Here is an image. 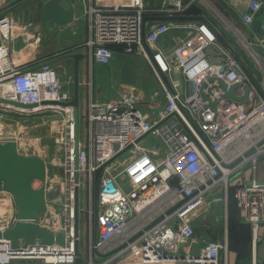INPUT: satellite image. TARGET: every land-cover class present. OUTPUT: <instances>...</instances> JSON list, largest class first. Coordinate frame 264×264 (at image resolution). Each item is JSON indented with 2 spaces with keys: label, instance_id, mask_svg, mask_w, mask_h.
I'll return each instance as SVG.
<instances>
[{
  "label": "built area",
  "instance_id": "1",
  "mask_svg": "<svg viewBox=\"0 0 264 264\" xmlns=\"http://www.w3.org/2000/svg\"><path fill=\"white\" fill-rule=\"evenodd\" d=\"M193 1L165 0L155 6L146 0H82L88 37L79 48L85 49V57L95 66L110 64L115 56L110 44L141 55L160 79L166 103L150 112L143 111L145 100L134 92L120 93L121 100L113 103L89 97L78 170L73 108L62 104L72 99V91L52 63H37L30 50L11 51L13 28L20 26L8 15L0 17V97L35 105L0 103V110L7 116L63 115L59 122L64 158H44L47 211L39 223L54 234L66 233L65 246L54 242L13 248L3 240L0 264H74L79 239L74 228L75 187L81 191L87 182L96 183L92 213L99 229L88 264H114L133 255L136 264H224L227 237L198 239L195 213L201 207L212 210L227 233L231 192L241 219L257 239L264 223V181L253 174L264 157V96L208 21L179 20ZM263 6L262 0L250 1L242 21L251 24ZM173 32H179L174 42L169 38ZM211 47L218 52L216 62L209 58ZM253 54L264 64V55ZM218 79L228 89L237 83L249 86L247 100L221 99ZM239 89L238 96H243V87ZM217 100L216 109L208 107ZM151 138L160 139L159 146L149 144ZM6 140H14L22 155H37V148L21 146L17 137L0 135V141ZM122 158L125 163L118 168ZM174 178L176 184L171 183ZM16 220L14 197L1 190L0 230Z\"/></svg>",
  "mask_w": 264,
  "mask_h": 264
},
{
  "label": "rangeland",
  "instance_id": "2",
  "mask_svg": "<svg viewBox=\"0 0 264 264\" xmlns=\"http://www.w3.org/2000/svg\"><path fill=\"white\" fill-rule=\"evenodd\" d=\"M215 3L213 2V5L207 4V7L209 8L210 13L216 17L218 21L220 20L222 24L226 25L221 14L217 12L216 7L218 5ZM38 19L43 20L41 16H39ZM235 23L237 24V22ZM86 24L84 12L82 10L78 11L75 25H69L70 27L66 30L65 28L67 26L63 27L53 24L52 27L55 29L58 28L56 34L51 32H45V34H43V28H37V34H27V24H25L23 21H19L17 22V25H19L22 30L16 32L13 28L11 34V43L13 44L14 41L17 42L13 44L14 49H12L11 44V51L14 53L17 50H30L31 53H34V59L38 63L40 62V57L38 56L41 52L40 48L42 44L44 45L41 35L45 39L46 43H49V45L54 48V51L58 53L61 50L66 51V48L71 47L72 49V47L84 43L88 34ZM237 28H239V30L242 29L240 26ZM3 30L5 31V29ZM240 32H242V30ZM24 34H26V37L23 39ZM30 35L32 36L28 37ZM48 36H51L52 38L50 39V42H48ZM35 41L39 42V48L37 47V43ZM70 50L67 51L65 55L61 54L55 56L54 63L59 73L60 79L67 85V87L70 88L73 93L74 58L72 55L76 53H83L86 55V51L83 48H73L71 51ZM251 60L254 62V64H256L254 57L253 59L251 57ZM80 84L81 134H84L88 131L87 105L89 97L91 98V96L96 99H100L105 103H113L121 100L122 96L120 93L134 92L142 96L145 100V107L142 108L143 111L150 112L154 111L151 110V107L156 108L158 106H163L166 103L160 79L157 77L155 72L151 69L150 65L144 58L134 54L117 52L113 61L105 66L92 65L91 61L86 56L80 62ZM62 119L63 115L61 117L60 114L56 115L51 114L50 112H37L31 115L16 114L7 116L6 112L0 110V135L7 136L8 138L17 137V139L21 140V146L37 148V155L45 159L55 154L57 158H60L61 161H63L62 158H64V153H62V146H60L63 141L61 140L62 128L59 122V120ZM148 143L153 146H159L160 139L151 138L148 140ZM127 160H129V157ZM124 163L125 159H120L117 163V167L120 168ZM35 187H40V183L36 182ZM91 202H93V204L96 202V183H92V186H90V184L87 182V184L83 186L80 191L81 209L88 207ZM209 213H211V215ZM195 214L196 220H198V218L203 219L206 217V220L202 221L199 227L201 228L199 229L200 232L203 233V229L207 231L203 233V235L207 237L206 240H217L218 237L221 236H219V234L221 233L220 230H222L221 227H223L222 223L217 219L218 216L215 215L212 210L205 209V207L199 208ZM42 215L44 216V214ZM81 217L83 218V214H81ZM239 226V224L237 225L234 223L232 229L239 228ZM238 230L240 231V228ZM239 234L242 236V242L248 243L251 240V234L247 229L242 230ZM237 239L238 238H236L235 242H237ZM233 244L235 245L234 247H236L235 249H238L236 243H233L232 236V246ZM234 247L232 248L234 249Z\"/></svg>",
  "mask_w": 264,
  "mask_h": 264
},
{
  "label": "crops",
  "instance_id": "3",
  "mask_svg": "<svg viewBox=\"0 0 264 264\" xmlns=\"http://www.w3.org/2000/svg\"><path fill=\"white\" fill-rule=\"evenodd\" d=\"M46 1L47 0H0V17L4 15H8L12 18V20L15 23L19 21L25 22V24H27L26 25L27 34L28 33L37 34L38 33L37 28L39 29L43 28L42 29L44 32L43 34H45V32L46 33L51 32L53 34H56V31L58 30V28L55 29L54 27H52L53 24L55 23L38 19L39 16H41L43 19V5ZM146 1L151 5L160 6L165 0H146ZM212 1L214 3L216 2L215 4L218 5L216 7L217 12L221 14V16L223 17V20L225 21L224 23L226 25L222 24L220 20L218 21V19L210 13V10L207 6L209 4L213 5ZM250 1L252 0H194L192 3L195 6V8L193 9L195 11L192 12L194 15L191 17H183V18L181 17V19L179 20L181 21L190 20V21H199V22L208 21L213 26L214 30L216 32L218 31L225 38V40L229 43V45L233 48V50L239 55L241 60L250 69V71L253 73L255 78L259 81V83L262 85L264 89V64L262 63L261 65L258 62L257 58H255L256 56H254L253 54V52L255 51V52L260 53L261 55H264V6L260 10V12L256 15L254 21L251 24H245L242 21V15L247 12L248 4ZM262 1L264 2V0ZM64 5L67 6V4L65 3ZM81 10L84 12L82 0H75V12H76L75 19L73 20V22H71L72 24L70 23L66 25L67 27L63 26V27H66L65 30L68 29L71 25H75L78 11H81ZM39 21H42V22H39ZM235 22H237V24ZM236 26L237 27L240 26V28H242L241 29L242 32H240L241 30H239V28H237ZM86 29H87V24H86ZM21 30L22 29L19 28V30L17 31L19 32ZM178 35H179V32L178 33L173 32L169 35V38L170 40H173L174 42V40L177 38ZM31 36L32 35L28 37H31ZM24 37H26V34L23 35V39ZM48 37H49L48 42H50L51 41L50 39L52 38L51 36H48ZM87 37H88V34H87ZM41 38H42V41L44 42V45L42 44L40 48L41 52L38 55L40 57V60H39L40 62L41 61L50 62L55 66V63H54L55 56H58L61 54L65 55V53H67V51L71 49V47L66 48V51L61 50L60 52L57 53L56 51H54V48L49 45V43L48 44L46 43L42 35H41ZM16 42L17 41H14V43ZM35 42L37 43V47L38 46L40 47L39 42L37 41ZM220 42L230 50V48L221 39H220ZM13 44H12V49H14ZM82 44L76 45L72 47V49L73 48L79 49V47ZM208 53H209L210 60H212L213 62H216L217 55H218L217 50L211 47ZM16 54L17 53H15V55ZM23 57L24 56H22V58ZM251 57L252 59L254 57L255 59L254 61L256 64H254V62L251 60ZM241 65H242L243 70L246 71L242 63ZM177 78L181 82V84L184 86V83H185L184 78H182V76L180 75H178ZM258 90L263 95V93L261 92L259 88ZM240 91L241 89H239V92ZM253 175L258 180L264 181V157H262L259 160L257 168ZM93 210L96 211V205L93 204V202H91L88 207L81 209V214H83V218L80 216L79 241L81 244L80 251L82 252L84 259H85L84 264H88V262L91 261L92 258L94 257V256H91L93 254L91 250H92V246L94 242L98 239L99 229H96L97 219L95 216H93V213H92ZM221 213H224V209L222 210ZM209 214L211 215V213ZM205 220H206V217H204L203 219L198 218L197 220L198 231L199 229H201L199 228L201 222ZM239 225H240L239 226L240 231L238 230L239 228H236V229H233L230 234H229V230H227V233H226V227H224V225H222L223 227H221L222 230H220L221 233L219 234V236L220 235L221 236L218 237V239L225 240V238L227 237V240H228V251L225 256L226 260H224V264H264V223L261 225V229H260L257 239L254 238L251 226L248 222L241 220ZM245 229H247L251 234V240L248 243L242 242V236L239 234L241 233L242 230H245ZM202 231L203 233L207 232L205 229H203ZM203 233L200 231L198 232V234H200L198 235V239L200 238L201 241L207 239V237H205ZM232 236H233V243H236L238 249H235L236 247H234L235 246L234 244L232 246ZM236 238H238L237 242H235ZM232 247H234V249ZM111 255L112 254L106 256L105 258H102L101 261L103 262L109 259ZM114 264H136V255H133L124 260L118 259L114 262Z\"/></svg>",
  "mask_w": 264,
  "mask_h": 264
},
{
  "label": "water",
  "instance_id": "4",
  "mask_svg": "<svg viewBox=\"0 0 264 264\" xmlns=\"http://www.w3.org/2000/svg\"><path fill=\"white\" fill-rule=\"evenodd\" d=\"M67 4V6L64 5ZM75 0H47L43 5V20L53 22L60 26H66L75 19ZM177 16H158L157 19H171ZM206 20V19H205ZM219 38L230 48L236 58L243 64L244 68L251 76L255 84L264 95V89L259 81L255 78L250 69L244 64L239 55L233 50L225 38L217 31ZM74 58V90L73 97L69 102L62 103L65 106L73 108L74 113V167L79 168V143H80V98H81V84H80V62L85 58L82 53H76ZM223 71V70H222ZM210 79L209 82H213ZM222 89L221 99L230 98L238 102L247 100L249 94V86L243 83H237L229 89L222 79H218ZM208 83L203 84V89L207 87ZM243 87L244 95L238 96V89ZM204 100H209L208 95L203 92ZM218 100L210 102L208 107L212 110L216 109ZM0 103L13 104L23 108H31L35 105L24 104L19 101L10 100L0 97ZM103 166L95 173V181L97 182L103 171ZM47 177V166L44 158L38 155H22L17 150V144L14 140L0 141V191H9L15 200L17 210V220L5 230H0V242L8 240L11 242L13 248L26 247L40 243L42 245L58 244L66 245V233L61 232L54 234L45 226H41L39 218L47 211L46 203V188L45 182ZM79 172L75 173L74 182L79 183ZM40 182V187H35V183ZM178 178L171 180V183L176 184ZM80 188L75 187V218L74 228L75 236H80ZM76 259L74 264H84L85 259L80 251L79 239L76 240ZM12 264H50V263H12Z\"/></svg>",
  "mask_w": 264,
  "mask_h": 264
},
{
  "label": "trees",
  "instance_id": "5",
  "mask_svg": "<svg viewBox=\"0 0 264 264\" xmlns=\"http://www.w3.org/2000/svg\"><path fill=\"white\" fill-rule=\"evenodd\" d=\"M186 1H189V0H186ZM194 8H195L194 4H191L190 7L188 8V10L185 12L184 17H191V16H193L194 14L192 12L195 11V10H193ZM109 47H110L111 50H113V52H114L115 55H116L117 52H119V53H126V54H134L136 56L142 57L141 55H138L136 53H127V52H125L124 47L122 45H119V44H110ZM142 58H144V57H142ZM241 220L242 219L240 217L239 209L237 208L235 199L233 197V192H231L230 193V201H229V218H228V230H229V234L233 230L232 229L233 224L235 223V224L238 225V224H240Z\"/></svg>",
  "mask_w": 264,
  "mask_h": 264
},
{
  "label": "bare ground",
  "instance_id": "6",
  "mask_svg": "<svg viewBox=\"0 0 264 264\" xmlns=\"http://www.w3.org/2000/svg\"><path fill=\"white\" fill-rule=\"evenodd\" d=\"M4 29H5V31H8V30H6V28H4ZM14 30L17 31V30H19V28H15ZM15 31H14V32H15ZM16 55H17V54H16ZM16 55H15V57H16ZM19 56H20V54H19ZM257 56H258V55H257ZM258 58H259V56H258Z\"/></svg>",
  "mask_w": 264,
  "mask_h": 264
}]
</instances>
